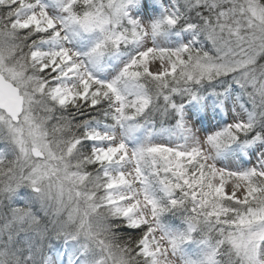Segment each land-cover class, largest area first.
Returning a JSON list of instances; mask_svg holds the SVG:
<instances>
[{
	"label": "snow or ice",
	"instance_id": "6c2138e0",
	"mask_svg": "<svg viewBox=\"0 0 264 264\" xmlns=\"http://www.w3.org/2000/svg\"><path fill=\"white\" fill-rule=\"evenodd\" d=\"M0 264H264V0H0Z\"/></svg>",
	"mask_w": 264,
	"mask_h": 264
}]
</instances>
